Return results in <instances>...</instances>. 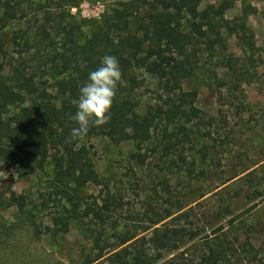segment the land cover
I'll return each mask as SVG.
<instances>
[{
  "label": "rangeland",
  "instance_id": "374dc122",
  "mask_svg": "<svg viewBox=\"0 0 264 264\" xmlns=\"http://www.w3.org/2000/svg\"><path fill=\"white\" fill-rule=\"evenodd\" d=\"M5 1L9 9H0V77L7 81H11V69L19 64L18 52L45 77L52 57L61 54L60 32L32 36L29 27L43 26L46 14L55 13L72 30L73 40L82 43L105 27L103 20L127 4L125 0ZM199 1L201 11L219 6L222 0ZM244 6H248L244 32L252 40V49L235 43V37L221 46V63L229 56L238 76H231L218 62L219 47L213 58L199 53V66L183 83V91L197 94L190 121L177 128L155 119L150 139L142 146V163L132 157L135 146L131 140L82 136L77 148L89 156L96 179L84 187L73 184L59 203L49 194L52 165L38 168L34 152L14 168L0 167V264H84L99 249L105 257L93 264H112L106 258L122 248L117 246L124 236L148 228L155 219L153 212H174L180 207L177 214H186L172 226L195 229L201 239L221 237L225 231V237L235 244L248 241L264 248V0L234 1L229 9H222V17L232 20ZM5 11L10 18L2 15ZM141 12L133 11L134 17L140 19ZM220 32L226 40V32ZM13 38L21 46L10 45ZM101 52L89 56L97 66L104 56ZM70 72L59 68L55 77H68ZM214 72L225 82L221 96ZM130 76L135 79L130 99L141 117L155 103L154 83L140 69L132 70ZM112 195L109 212L100 211L105 222L85 217L84 210L93 200ZM57 217L63 224L56 225ZM169 220L156 227H164ZM152 229L140 236L149 238ZM144 248L149 247L145 244ZM158 252L163 256L158 264L170 257L167 250Z\"/></svg>",
  "mask_w": 264,
  "mask_h": 264
},
{
  "label": "trees",
  "instance_id": "16d2710c",
  "mask_svg": "<svg viewBox=\"0 0 264 264\" xmlns=\"http://www.w3.org/2000/svg\"><path fill=\"white\" fill-rule=\"evenodd\" d=\"M125 1L127 4L116 10L114 16L103 20L105 27L102 30L82 43L73 40L72 30L55 17V13L46 14L43 26L29 28L33 37H45L54 32L62 35V52L52 57L49 72H44L47 76L39 75L38 68L30 66L18 52L20 61L11 69V81L0 77V167L14 168L27 162L31 152H34L38 168L43 169L47 163L52 165L49 194L55 197L57 203L68 196L73 184L84 187L96 179L89 156L84 149L77 148V139L73 140L70 135L74 126L70 115L76 111L72 101L88 73L98 67L95 58L89 57L94 51H102L101 55H113L118 59L123 83L118 86L107 124L91 127L86 135H102L114 142L131 140L135 146L132 157L142 163L145 158L141 154L142 146L150 139L155 119L166 127L177 128L190 121L197 94L195 91H183V83L199 66L198 54L207 53L213 58L215 49L219 47L217 59L221 63V46L233 37L235 43L240 41L245 48L253 47L251 38L246 37L244 32L248 6L242 7L240 14L232 20L222 17V9H229L234 1L244 3L247 0H222L219 6L201 11L199 0ZM0 9H9V4L0 0ZM136 9H142L140 19L133 15ZM5 13L2 15L10 18L7 11ZM100 25H97L98 28ZM221 29L226 32V40L221 37ZM11 41L10 45L21 46L15 38ZM57 58L60 65L56 62ZM231 61L228 56L221 64L227 67L231 76H238ZM59 68L71 71L70 75L55 77L56 73L59 75ZM134 69L143 70L153 81L156 91L155 103L149 104L146 114L141 117L136 114L130 99L135 81L130 74ZM214 78L217 80V93L221 96L220 88L225 82L218 80L215 72ZM113 196L93 200L84 210L85 217L105 222L100 211L109 212ZM182 209L153 212L155 219L151 220L150 226L138 234L124 236L117 246L122 248L111 251L107 261L112 264H158L163 257L157 254L158 251L167 250L170 257L162 264H240L243 260H246L245 264H264V248H255L248 241L235 244L225 237L227 232H222L220 228L217 232L221 231V237L206 236L201 239L195 229L172 226L174 220L186 214H177ZM168 218V224L156 227ZM61 220L54 218L56 225L62 223ZM151 228L149 238L140 236ZM95 243L98 247L99 237ZM145 244L149 247L147 250ZM186 245L187 250H181ZM99 250L84 264L103 259L105 255Z\"/></svg>",
  "mask_w": 264,
  "mask_h": 264
},
{
  "label": "clouds",
  "instance_id": "9594fccd",
  "mask_svg": "<svg viewBox=\"0 0 264 264\" xmlns=\"http://www.w3.org/2000/svg\"><path fill=\"white\" fill-rule=\"evenodd\" d=\"M122 83L118 59L113 55H104L99 66L88 73L72 101L76 108L75 113L70 115L74 122L70 133L73 140L85 136L91 127L107 124L118 86Z\"/></svg>",
  "mask_w": 264,
  "mask_h": 264
}]
</instances>
